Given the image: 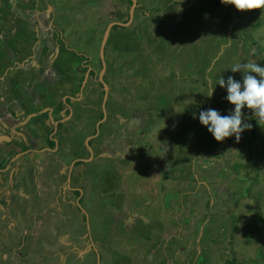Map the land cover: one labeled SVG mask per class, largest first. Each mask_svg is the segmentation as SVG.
<instances>
[{
	"label": "rangeland",
	"instance_id": "obj_1",
	"mask_svg": "<svg viewBox=\"0 0 264 264\" xmlns=\"http://www.w3.org/2000/svg\"><path fill=\"white\" fill-rule=\"evenodd\" d=\"M219 1H141L127 29L113 31L118 40L122 34L130 38L106 47L107 119L99 132L103 137L92 144V159L73 169L81 196L66 181L70 164L90 156L84 142L102 118L101 41L109 23L128 19L131 4L0 1V77L14 75L10 81L16 84L32 76L34 90L27 93L34 112L50 103L47 90L43 94L35 83L65 77L61 93L75 96L85 80V64L96 72L82 99L71 100L72 123L55 132V121L42 119L46 137L38 125L37 131L32 128L38 169L32 165L36 152H28L32 141L4 139L7 123L0 120V264H264V127L244 108L242 122L252 127L239 142L234 136L216 141L199 123L196 107L203 98L208 106L213 95L188 88L194 79L184 72L198 69L199 83L215 87L223 99L226 93L216 83L230 75L241 79L240 72L230 70L234 64L264 66V13ZM188 14L200 16L184 24ZM160 94L167 98L162 106ZM0 105V111L11 113L9 105L1 100ZM226 105L217 110L227 114L233 106ZM252 130L258 136L249 142ZM51 134L58 145L51 143ZM157 144L163 145L161 153ZM46 146L52 151H42ZM177 157L176 168L162 169ZM8 164L18 171L10 183L4 174ZM39 181L49 182L50 189L40 192ZM54 194L62 199L59 204L52 203ZM31 236L38 240L32 262L25 258ZM41 250L47 258L37 254Z\"/></svg>",
	"mask_w": 264,
	"mask_h": 264
},
{
	"label": "crops",
	"instance_id": "obj_2",
	"mask_svg": "<svg viewBox=\"0 0 264 264\" xmlns=\"http://www.w3.org/2000/svg\"><path fill=\"white\" fill-rule=\"evenodd\" d=\"M1 1V0H0ZM12 2V1H19V0H5V2ZM21 1V0H20ZM141 1H143L144 3L146 2V1H149V0H136V7H135V10H136V8H137V6H139V4L140 3H142ZM154 1V3H156V4H158L159 2H161V0H153ZM119 2L120 3H123V4H126V5H129L128 3H130L131 5H132V3L129 1V0H119ZM125 2V3H124ZM220 2V1H219ZM131 7V6H130ZM51 9H52V7H50ZM135 10H134V13H135ZM184 15V14H183ZM187 16H189V14L187 15ZM133 19H134V17H133ZM133 19H132V21H133ZM131 21V22H132ZM185 22V21H184ZM131 24V23H130ZM129 24V25H130ZM128 25V26H129ZM128 26H126V27H128ZM127 29V28H126ZM121 41H119V42H116V43H120ZM122 43V42H121ZM1 44V43H0ZM116 47H121V46H119V44L117 45L116 44ZM178 50L176 49V55H175V58L177 59V61H178V52H177ZM173 55L174 54H172V60H173ZM34 71H35V75H36V72H37V70H36V68H34ZM16 73V72H15ZM32 74H33V72H31ZM188 74V73H187ZM189 76L191 77V78H193L194 80H196L197 81V79H198V77L197 76H195L194 74H189ZM43 77H45V76H43ZM196 77V78H195ZM11 78H14L15 79V76L13 75L12 77L11 76H7V78L6 77H4L3 79L0 77V83L2 84V87H0V89H2V88H4L3 90L4 91H2V93H1V91H0V100L1 101H3V103L5 104L6 103V105L8 106L9 105V108H10V110H11V113H7L6 111H5V113H3V108H1V111H0V120L1 121H3V120H5L6 121V125H5V129H7V130H9V129H14L15 131H17L19 134H21L22 136H23V138L24 139H26L27 140V142H28V140H31L32 142H30L31 143V148H32V150H33V152H36V156H34V157H36L35 158V160H34V158H33V161L34 162H32V165L34 164V167H36L37 169L39 168V166H38V159H39V157H38V155H39V153L37 152V151H39L36 147H37V144H34V141L35 140H33L32 138H34V132L32 131V128L35 126V125H38V127L41 129V131L43 132V135L46 137V131H45V129H46V123H44V121L45 122H47L48 124H50L49 122H53V120L55 121V122H57V121H62V120H65L66 122H65V124H70V123H72V115H65V113H67V110H66V108H67V106H69L70 107V109H73L74 110V107L73 106H71V104L67 101L68 100V98H71V97H73V98H71V99H73V100H76V101H79V100H81L82 99V97H83V93H82V97H80V92L81 91H78L77 92V94L75 95V96H71V95H69V92H64L63 94L61 93L62 92V87L61 86H63L64 85V83L67 81V78H62L60 81H57V82H55L54 84H52V83H49L48 82V80L45 78V80L44 81H42V82H40L39 83V86L35 83V85L37 86V88H41V90H42V92H43V94H44V92H45V89L47 90V92H48V96H46V98H47V100L50 102L49 103V105H46V106H41V109H43L44 107H47L46 109H44L42 112L41 111H36V112H34V103H30L29 101H28V99L30 98V96H28V93H27V91L28 90H30L31 91V88L34 90V87H33V84H34V82H32V76H29V79H28V81H24V82H17L16 84H13V83H11L12 81H10V79ZM88 81H89V79H87V82H86V85H87V83H88ZM47 83H49V84H47ZM86 85H85V87H86ZM64 87V86H63ZM81 87H82V84H81ZM81 87L79 88V90L81 89ZM56 89H60L59 90V94H58V92H57V90ZM6 90H8V94L6 93ZM12 90H15L14 91V95H11V93H12ZM84 92V91H83ZM5 94H7V95H5ZM179 94H180V91H179ZM178 94V96H180ZM79 97H80V99H79ZM203 100H205V102L203 103V109L205 108V109H208V108H210V104H212V101H211V103H209V105L208 106H206L205 107V105H206V103H207V99H204L203 98ZM202 101V100H201ZM198 102L199 101H197V103H196V107H197V105H198ZM163 103H165L164 101H163ZM66 104V105H65ZM161 105V104H160ZM163 105V104H162ZM161 105V106H162ZM1 106V105H0ZM49 106H50V108H49ZM198 108V107H197ZM219 109V107L218 106H215L214 108H212V109ZM62 109L64 110V111H62ZM199 109V108H198ZM38 110H40V109H38ZM200 110V109H199ZM62 111V112H61ZM65 112V113H64ZM5 115V116H4ZM185 115V114H184ZM180 118H183L182 117V115H181V113H180ZM3 119V120H2ZM44 120V121H41V120ZM106 119H107V117H106ZM196 122V121H195ZM54 125H55V123H54ZM62 125H64V124H62ZM58 128H55V126H54V131L56 132V130H57ZM33 130H35V131H37V129H36V127H34L33 128ZM4 132V131H3ZM4 133H6L5 135H4V139H6L7 137H5V136H7V132L5 131ZM54 133V132H53ZM114 134L115 132L114 131H111V132H109V135L110 134ZM89 135L90 134H87V138L89 137ZM104 136H106V134L104 133ZM1 137V136H0ZM9 137V136H8ZM102 137H103V134H102ZM102 137H100L99 136V134L96 136V138H94L92 141H91V143L94 145L95 144V141H99V140H101V138ZM49 139H50V141H51V143L53 142V140L57 143V140H56V138L51 134V136L49 135V137H48ZM1 139V138H0ZM8 139V138H7ZM9 139H11V138H9ZM185 140L187 139L186 137L184 138ZM12 140H14V139H12ZM14 141H17V140H14ZM48 145V144H47ZM57 145H58V143H57ZM29 146V147H30ZM84 146H85V142H84ZM163 148V145H161V144H157V148H156V151H158V152H162V149ZM58 149V148H57ZM56 149V150H57ZM85 149V152H87V149H86V147L84 148ZM28 150H29V148H28ZM55 149H53V155L55 154V153H57V151H56ZM42 151H44L45 153H49V152H51L52 150L50 149V147H48V146H46ZM24 152H20L19 153V155H17V156H21V157H23L24 156V154H23ZM16 156V157H17ZM13 159V158H12ZM83 159H85L84 157H80V158H78L77 160H74L73 162L75 163V162H77V161H80V160H83ZM175 160V162L173 163L174 165L173 166H164V168H162L163 170H169V169H171V168H176V165H175V163H176V161L178 160V157L176 158V159H174ZM197 161H198V159H197ZM196 161V162H197ZM72 162V163H73ZM71 163V164H72ZM70 164V165H71ZM78 166V165H80V164H75L74 166H73V168H72V172L70 173V169H69V171H68V177L70 176L71 177V175H72V173H73V169H74V167L75 166ZM70 168V167H69ZM166 168H169V169H166ZM6 170V172L4 173V174H7V178H9V183L10 182H12L14 179H15V177H16V175L18 174L17 172H15L14 170H13V167L11 166V165H8L6 168H5ZM2 173H3V171H2ZM49 176H51V178L53 179L54 178V172H52V171H49ZM70 174V175H69ZM1 175V174H0ZM49 176L47 177V179L49 178ZM37 178V177H36ZM39 178H41V176H39ZM68 179V178H67ZM63 181H64V178H63ZM67 182V181H66ZM50 183L48 182L47 183V186H45L44 184H43V182H41V181H39L38 182V184H37V188L40 190V192H41V190H43V189H45V187H47V190H49L50 189V185H49ZM76 185H80V181L78 180V178H77V176L75 177V176H73L72 175V179L70 178L69 180H68V182L66 183V186L69 188V190H72V192H75V191H79V193H80V195L79 196H81L82 195V190H81V188H80V186H76ZM77 193V192H76ZM78 194V193H77ZM39 197H41L40 195H38ZM51 200H53V202L52 203H55L56 202V204H59V202L62 200H60V196L58 195V194H54V195H51V198H50ZM79 200H80V198H78L77 200H76V204L78 205V202H79ZM77 208H79V205H78V207ZM88 226V225H87ZM30 227V226H29ZM28 228V227H27ZM65 235L66 234H63V239H65ZM34 236H35V234H34ZM34 236H31V238H30V241H28L29 242V250H27L28 251V253H27V256L25 255V258L26 259H28L30 262H32V254H33V244L35 243V242H37L38 240H34ZM62 236V235H61ZM36 237V236H35ZM50 237H52V236H50ZM51 240H52V238H51ZM68 241H64V243H67ZM27 243V241L26 242H24V243H22L21 245H18L17 246V249L18 248H24L25 247V244ZM46 243V247L48 248V245H47V243H48V241L47 242H45ZM65 247V246H64ZM35 252V251H34ZM44 253V251H39V252H37V254L39 255V256H45L46 258H47V256H46V254H43ZM48 258H49V256H48Z\"/></svg>",
	"mask_w": 264,
	"mask_h": 264
},
{
	"label": "clouds",
	"instance_id": "obj_3",
	"mask_svg": "<svg viewBox=\"0 0 264 264\" xmlns=\"http://www.w3.org/2000/svg\"><path fill=\"white\" fill-rule=\"evenodd\" d=\"M220 3L224 5H232L238 11L260 9L261 14L264 13V0H220ZM176 10L180 11L181 9L179 7V8H176ZM113 30L114 29L112 28L111 32ZM108 43H109V40L107 41L106 47ZM88 70H90L89 75L91 76L92 74L91 69L89 68L87 69V71ZM230 70L233 73L240 72L242 74L241 79L239 80L234 79V77L231 75L228 76L226 80L221 77L216 83V85L218 84L220 88L224 89L226 95L223 97V99L226 100L233 107L227 112V114H221L219 110L212 109V108L202 109L198 113L199 123L202 126H205L207 128V131L218 142L223 141L225 138L232 137V136H234L235 140L239 142L241 133L245 131L246 129H250L252 127L251 124L247 122H242V109L244 108L251 110L252 116L255 118L257 122H259L258 124H264V66L258 65L256 62L248 61L244 63H236L230 68ZM104 80L106 81V77H104ZM99 84L103 87L100 81H99ZM109 90H110V86H109ZM214 90H215V87H210L207 92V95L205 96L208 98H211L214 93ZM108 97H109V91H108ZM103 100H104V97H103ZM196 115H197L196 113H193L194 118H196ZM103 116L104 114H103V107H102V118ZM106 117H107V101H106ZM101 120H99L98 122H100ZM104 121H102L99 126V132H100L101 126ZM96 132H97V127H95V133L90 135V136H93L89 140V144L91 148H92V143H90V141L96 138V136L99 134L98 133L96 136H94ZM85 147H87L86 144H85ZM87 152L91 156L90 151L87 150ZM90 156L80 161H83L87 164L92 159V158L89 159ZM87 159H89V161ZM78 162L79 161L75 162L74 165L78 164ZM70 178L72 179V175ZM67 182H68V179H67ZM80 202H81V198L78 202L79 207H80ZM86 218H87L88 229H89V219L87 216Z\"/></svg>",
	"mask_w": 264,
	"mask_h": 264
},
{
	"label": "trees",
	"instance_id": "obj_4",
	"mask_svg": "<svg viewBox=\"0 0 264 264\" xmlns=\"http://www.w3.org/2000/svg\"><path fill=\"white\" fill-rule=\"evenodd\" d=\"M218 4H221V3H218ZM194 16L192 17V15H189L184 21V24H186L187 22H189L190 20H191V18L192 19H194V18H197L198 16H200V14H193ZM227 16H228V14H227ZM230 22H231V20H230ZM230 24V23H229ZM229 26H231V25H228V27ZM114 29H118V26L117 27H115ZM126 28H122V29H118L119 31H123V30H125ZM185 30L184 31H186V29H189V25L186 27V28H184ZM136 37V35L133 37V38H135ZM116 38H118V37H116V35H113V36H110V40H109V44H110V42L112 41V42H116V41H120L121 40V42H123L125 39H129L130 37H128L126 34H122V36L120 37V40H118V39H116ZM137 39V43L140 45V38L137 36L134 40H136ZM135 42V41H134ZM161 43L162 42H159V45H161ZM135 47V46H134ZM178 50V49H177ZM214 54V53H213ZM179 55V54H178ZM210 62H212V60H209ZM205 63H207V59H205L204 60V64ZM179 67V66H178ZM183 67V66H182ZM174 70H176V69H174ZM179 70H180V68H179ZM185 73H188V74H194V75H196L197 77H198V69H196V68H192V69H190V68H187L185 71H184ZM174 73V72H173ZM92 74H93V72H92ZM193 86L191 85L190 87H188V88H192V90H195V91H198V90H201V92L200 93H202V92H208V90H209V88L207 87L208 86V83L207 82H200L199 83V81L197 80H194V82H193ZM212 85V84H211ZM180 89L181 90H184L182 87H180L179 88V91H180ZM167 98H166V96L165 95H162L161 96V94L159 95V101H160V104L162 105L163 104V102H162V100L164 101V100H166ZM71 98H68V102L69 103H71ZM212 104H210V108H214L215 106H218V107H226L227 105H226V103H227V101L226 100H224V99H222L221 98V94L218 92V91H214V93H213V97H212ZM73 102V101H72ZM205 102V100H199V102H198V105H197V107L200 109V110H202L203 109V103ZM249 114H251V117L253 118V121L255 120V118L252 116V112H251V110H249V112H248ZM256 121V120H255ZM257 122V121H256ZM257 123H259V122H257ZM259 126H261V127H264V124H259ZM7 132V135L9 136V137H11L12 139H14V140H17V141H21L22 139H23V136L21 135V134H19L17 131H15L14 129H9V130H7L6 131ZM258 136V134H256L255 133V131L254 130H252V133H251V135H249L248 137H247V139L246 140H248L249 142H251L253 139H255L256 137ZM90 143H91V141H90ZM78 164H80V165H82V166H85L86 165V163L85 162H83V161H79L78 162ZM78 194H79V191H76Z\"/></svg>",
	"mask_w": 264,
	"mask_h": 264
},
{
	"label": "water",
	"instance_id": "obj_5",
	"mask_svg": "<svg viewBox=\"0 0 264 264\" xmlns=\"http://www.w3.org/2000/svg\"><path fill=\"white\" fill-rule=\"evenodd\" d=\"M132 1V5L130 7V14H129V20L126 22V23H123V22H118V21H114V22H111L110 24H108L105 32H104V35H103V39L101 41V46H100V58H101V61H102V70H101V74H100V77H99V81L101 82V84L103 85V88H104V100H103V104H102V107H103V118L100 122H98L97 124V132L94 136H96L98 133H99V126L101 124L102 121H104L106 119V101H107V98H108V91H109V86L107 84V82L104 80V75L106 73V61H105V47H106V44H107V41H108V38H109V35H110V32H111V29L114 25H124V26H127L131 23L133 17H134V10H135V7H136V0H131ZM89 73H90V70H88L86 72V76H85V80L83 81V84H82V87L80 89V97H82V93H83V90H84V87L86 85V82H87V79H88V76H89ZM79 97V99H80ZM73 98V97H71ZM71 115V113L69 114ZM60 121H57L55 122V128L58 127V124H59ZM93 136H90L88 137L86 140H85V144L86 146L88 147L90 153H91V156L89 159H91L93 157V150L89 144V140L92 138ZM89 159H87L89 161ZM85 160V161H87ZM74 166V162L71 164L70 166V173H71V170ZM70 179V177L68 178V180ZM99 259V257H98Z\"/></svg>",
	"mask_w": 264,
	"mask_h": 264
},
{
	"label": "flooded vegetation",
	"instance_id": "obj_6",
	"mask_svg": "<svg viewBox=\"0 0 264 264\" xmlns=\"http://www.w3.org/2000/svg\"><path fill=\"white\" fill-rule=\"evenodd\" d=\"M131 3H132V1L131 0H129ZM130 14V10H129V12H128V15ZM129 20V16H128V19L127 20H125V21H118V22H123V23H126L127 21ZM112 22H114V21H112ZM118 26V29H122V28H126V26L124 27V25H114L112 28L114 29L115 27H117ZM128 26V25H127ZM107 28V27H106ZM115 30V29H114ZM113 30V31H114ZM126 30V29H125ZM111 32L110 33V35H109V38H108V40H110V36H113V35H115V32ZM119 30H117V32H118ZM116 32V33H117ZM101 46V45H100ZM105 57H106V48H105ZM99 65H101V68H102V61H101V58H100V50H99ZM86 61H89V58H87V60ZM106 61V60H105ZM90 64V62L89 63H86L85 65L87 66L88 65V67H87V69H91V72H93V74H91V77H96V72H95V70H92L93 68L89 65ZM106 72H107V62H106ZM99 75V74H98ZM106 73H105V75H104V77H106ZM90 76V75H89ZM89 76H88V79H89ZM84 91V90H83ZM66 105V104H65ZM66 110H67V113H66V115H68V114H70L71 113V115H72V118H73V113H74V110L73 109H70V107L69 106H67V108H66ZM66 121L65 120H62V121H60L59 122V124H58V127H61L62 126V124H64ZM57 127V128H58ZM32 149H30V150H28V152H30ZM9 165V164H8ZM2 171H4L3 169H0V174H2ZM79 195H80V193H79ZM95 250L97 251V249L95 248ZM98 257H99V259H98V262H100V255H98Z\"/></svg>",
	"mask_w": 264,
	"mask_h": 264
}]
</instances>
